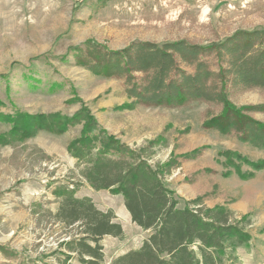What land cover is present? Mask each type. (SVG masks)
<instances>
[{"label":"rangeland","instance_id":"rangeland-1","mask_svg":"<svg viewBox=\"0 0 264 264\" xmlns=\"http://www.w3.org/2000/svg\"><path fill=\"white\" fill-rule=\"evenodd\" d=\"M260 27L264 0H0V115L72 117L86 110L153 167L203 149L197 159L166 175L165 183L180 207L201 197L207 207L227 205L237 216L251 213L246 227L251 245L237 249L238 264H264V168L240 179L236 167L251 168L225 157L226 152L264 161V150L206 128L220 112L218 105L145 106L127 96L121 80L96 76L73 57L74 48L88 40L111 50L134 41L202 44ZM228 98L236 107L264 104V90H232ZM251 115L264 122V111ZM10 127L0 120V134L7 135ZM81 128L76 123L61 134L38 131L26 140L0 143V245L18 253L12 259L0 254V264H57L59 255H51L57 249V225L40 210H54L51 182L64 181L74 169L67 146ZM76 196L90 197L102 211L112 209L122 226V240L103 238L102 264L136 249L147 236L131 223L121 196L85 183Z\"/></svg>","mask_w":264,"mask_h":264},{"label":"trees","instance_id":"trees-1","mask_svg":"<svg viewBox=\"0 0 264 264\" xmlns=\"http://www.w3.org/2000/svg\"><path fill=\"white\" fill-rule=\"evenodd\" d=\"M73 54L76 64L92 74L121 80L127 96L145 106L175 107L191 101L220 106L205 127L264 150V122L251 115L264 111V104L236 107L228 98L232 90H264V27L236 30L222 40L202 44L185 39L134 41L111 50L88 40L75 47ZM0 120L11 126L7 135L0 134L4 144L26 140L38 131L61 134L82 123L79 136L67 146L74 169L64 181L51 182L55 183L51 190L54 210H40L57 225V249L51 254L59 255L57 264H102L103 238H124L112 209L102 211L90 197L76 196L84 183L94 191L121 196L131 223L148 232L138 248L110 264H238L237 249L250 247L252 236L246 227L251 225V213L237 216L227 205L207 207L201 197L185 200L180 207L164 181L183 162L197 159L203 149L153 167L100 128L86 110L72 117L1 114ZM225 154L251 168L252 172H241L236 167L234 173L240 179H250L264 168V161ZM0 254L8 259L18 256L1 245Z\"/></svg>","mask_w":264,"mask_h":264},{"label":"crops","instance_id":"crops-1","mask_svg":"<svg viewBox=\"0 0 264 264\" xmlns=\"http://www.w3.org/2000/svg\"><path fill=\"white\" fill-rule=\"evenodd\" d=\"M126 213H127V212H126ZM127 214H128V213H127ZM136 227H137V226H136ZM139 229H140V228H139ZM140 230H141V229H140ZM141 231H142V230H141ZM143 232H144V231H143ZM145 233H147V235H148V232H145ZM146 237H147V236H146ZM146 237H145V238H146ZM145 238H144V239H145ZM144 239H143V240H144ZM143 240H142V241H143ZM142 241H141V243H142ZM141 243H140V245H141ZM140 245H139V246H140ZM137 248H138V247H137ZM122 254H123V253H122ZM120 255H121V254H120Z\"/></svg>","mask_w":264,"mask_h":264}]
</instances>
